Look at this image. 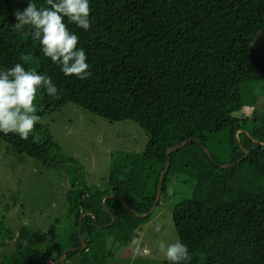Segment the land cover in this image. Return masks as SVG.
I'll return each mask as SVG.
<instances>
[{
  "label": "trees",
  "instance_id": "trees-1",
  "mask_svg": "<svg viewBox=\"0 0 264 264\" xmlns=\"http://www.w3.org/2000/svg\"><path fill=\"white\" fill-rule=\"evenodd\" d=\"M29 2L47 6L46 0ZM27 3L0 0V70L23 63L52 79L58 96L39 90L36 114L42 118L73 104L109 122L128 121L147 141L140 153L112 155L105 186L72 184L64 193L69 226L61 242L42 250L20 243L0 264L55 262L65 249L80 246L77 229L84 212L96 217V222L89 215L82 221L88 249L91 244L110 250L124 246L125 237L136 238L149 219L130 210L143 215L151 208L167 149L192 138L210 157L193 142L173 151L160 195L172 178L192 183L190 195L171 213L176 237L192 255L190 264H264V147L254 143H264V112L250 128L244 127L247 119L235 116L245 107L244 92L264 79V55L252 47L264 28V0H89L90 30L65 18L87 55L91 76L86 80L66 77L43 55L39 41L25 34L27 29L14 30L12 14ZM22 54H31L32 61L23 62ZM43 127L39 122L33 131ZM0 140L19 163L29 158L57 166L59 146L49 134L36 141L32 133L27 140L0 133ZM246 151L239 164L220 168ZM108 194L113 197L103 207L101 199ZM110 214L115 221L104 227ZM103 236L106 242L99 240ZM2 238L12 240L14 234L4 228ZM91 251L67 253L61 264L76 256L84 264Z\"/></svg>",
  "mask_w": 264,
  "mask_h": 264
},
{
  "label": "rangeland",
  "instance_id": "rangeland-1",
  "mask_svg": "<svg viewBox=\"0 0 264 264\" xmlns=\"http://www.w3.org/2000/svg\"><path fill=\"white\" fill-rule=\"evenodd\" d=\"M252 47L264 55V28ZM243 98L245 107L235 116L247 119L244 127L258 125L264 112V79L244 92ZM40 122L44 127L31 133L36 141L49 134L58 144L56 167L48 168L29 158L19 163L6 154L7 146L0 140V223L14 234L12 240L2 238L1 226L0 261L14 253L20 243L42 250L61 242L69 226L64 193L72 184L80 189L105 186L112 155L140 153L147 141L145 133L132 123L109 122L73 104L42 116ZM187 180L170 179L167 193L148 221L138 229L136 238L125 237L124 246L110 250L92 244L88 249L86 245V251L93 250L85 253L84 264H163L166 258L159 243L167 245L177 239L171 213L175 204L190 195L192 183ZM100 232L105 235L103 229ZM99 240L106 242L105 236ZM99 240L97 244H102ZM70 264H79V256Z\"/></svg>",
  "mask_w": 264,
  "mask_h": 264
},
{
  "label": "clouds",
  "instance_id": "clouds-1",
  "mask_svg": "<svg viewBox=\"0 0 264 264\" xmlns=\"http://www.w3.org/2000/svg\"><path fill=\"white\" fill-rule=\"evenodd\" d=\"M46 4V7H37L28 0L26 8L12 14L14 30L27 29L25 34L39 41L43 55L58 64L66 77L88 79L91 71L87 55L84 49L77 47L78 36L69 31L65 18L82 30H90L89 0H46ZM32 59L31 54L21 56L23 62ZM41 89L51 97L58 96L59 90L50 77L35 69H26L23 63L0 70V133H15L23 140L28 139L41 119L35 106ZM159 250L169 264H190L192 260L187 245L179 238L167 245L161 241Z\"/></svg>",
  "mask_w": 264,
  "mask_h": 264
},
{
  "label": "water",
  "instance_id": "water-1",
  "mask_svg": "<svg viewBox=\"0 0 264 264\" xmlns=\"http://www.w3.org/2000/svg\"><path fill=\"white\" fill-rule=\"evenodd\" d=\"M192 142H193V143H196L197 145H199V146L202 148V150L204 151V153H205L208 157H210V154H209L208 150H207V149L201 144V142H200L198 139H196V138H192V139L185 140V141L181 142L180 144L175 145V146L170 147L169 149H167V151H166V157H167V158H166V163H165V167H164L163 171L161 172V174H160V176H159V179H158V185H157V189H156V195H155L154 202H153L151 208L149 209V211H148L146 214L138 215V214H136L134 211L130 210V212H131L135 217H137V218H147L149 215L152 214V212L154 211V209L156 208V206H157V204H158V202H159V200H160L162 183H163L164 177L166 176V174H167V172H168V169H169V166H170L169 155H170L173 151H175V150H177V149L183 147V146L186 145V144L192 143ZM254 143H255L256 146L260 145L261 147H264V143H259V142L256 141V140H254ZM248 154H249V152L246 151L245 154H244V156H243L239 161H237V162H235V163H231V164L221 165L220 168H221V169H225V168L231 167V166H233V165H235V164H239V163L243 160V158H245ZM107 197H113V195L108 194V195H105V196L102 197V199H101V204H102L103 207H104V200H105ZM120 202L122 203L123 207L127 208V207L123 204V201H122V200H120ZM86 215L92 216L93 219H94V222H96V217H95V215H94L92 212H84V213H82V214L80 215V218H79V225H78V229H77V232H78V239H79L80 246H79V247H70V248L65 249V250L60 254V256L58 257V259H57L55 262H52V261H51V258L47 259V260L45 261L47 264H61V263H63L64 258H65V256H66L67 253H70V252H81V251H84V250L86 249V243H85V241H84V239H83V236H82V234H81V225H82V221H83V218H84ZM110 217H111V223H110L109 225H107V226H104V227L111 226V225L114 223V221H115L114 216L110 214ZM97 228H102V226H97ZM45 262H43L42 264H45Z\"/></svg>",
  "mask_w": 264,
  "mask_h": 264
}]
</instances>
